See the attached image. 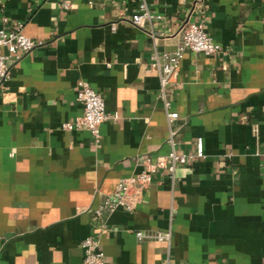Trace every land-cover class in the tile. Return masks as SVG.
<instances>
[{
	"label": "crops",
	"instance_id": "0c3cea01",
	"mask_svg": "<svg viewBox=\"0 0 264 264\" xmlns=\"http://www.w3.org/2000/svg\"><path fill=\"white\" fill-rule=\"evenodd\" d=\"M141 3L152 18L134 26ZM2 19L41 45L7 61L0 85V264H81L85 237L105 264H264V0H69L65 10L0 0ZM185 21L221 52L182 53L164 93L177 115L167 126L149 64L176 50ZM79 80L116 115L97 143L61 129L81 113ZM168 129L177 154L199 138L203 157L176 165L172 181L155 170L134 211L94 217L143 157L167 154Z\"/></svg>",
	"mask_w": 264,
	"mask_h": 264
},
{
	"label": "built area",
	"instance_id": "2783aa9c",
	"mask_svg": "<svg viewBox=\"0 0 264 264\" xmlns=\"http://www.w3.org/2000/svg\"><path fill=\"white\" fill-rule=\"evenodd\" d=\"M69 0H60V8L67 9ZM152 16L148 13L145 5H139V13L131 16L130 23L139 26L142 20H150ZM5 20L2 19L0 27V85L9 79L7 61H18L32 49L41 45L40 41H34L22 34V23L14 22L5 27ZM178 46L175 51L162 55V62L154 54L149 64L150 69L156 73L158 79L159 96L163 101L164 116L167 126L176 119L174 112L168 111V103L164 101L165 89L169 78L175 71L182 53L185 50L199 53L205 56L216 55L221 52L219 45L204 32L200 24L185 21L177 29ZM154 40L152 34L149 35ZM75 100L81 107L80 115L74 117L71 122L63 123L61 129L66 131L82 129L85 130L93 142L97 143L100 138L99 127L107 120H115L116 115L107 114L104 111L102 98L84 81H77L75 84ZM254 131V130H253ZM174 132L168 129L166 143L169 151L165 155L157 156L153 161L148 156L141 160L142 168L128 177L119 179L112 191L104 195L100 205L93 210V216L98 217L101 212L112 213L121 209L127 213L134 211L141 202L142 193L151 181L152 173L157 169H163L173 180V172L176 165H182L194 158L203 157L201 139L194 141V152L192 154H177L174 150ZM261 164L264 166V150L261 153ZM137 240H155L158 242L169 241V232L165 233H141L135 232ZM82 253L81 264H105L103 255L99 249L97 239L85 237L79 243Z\"/></svg>",
	"mask_w": 264,
	"mask_h": 264
},
{
	"label": "water",
	"instance_id": "95a60500",
	"mask_svg": "<svg viewBox=\"0 0 264 264\" xmlns=\"http://www.w3.org/2000/svg\"><path fill=\"white\" fill-rule=\"evenodd\" d=\"M97 32L99 33V31H96L95 33H97Z\"/></svg>",
	"mask_w": 264,
	"mask_h": 264
}]
</instances>
